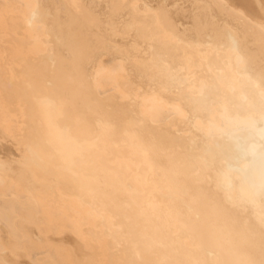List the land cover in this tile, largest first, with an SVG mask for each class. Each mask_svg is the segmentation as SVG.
Wrapping results in <instances>:
<instances>
[{
  "label": "bare ground",
  "instance_id": "bare-ground-1",
  "mask_svg": "<svg viewBox=\"0 0 264 264\" xmlns=\"http://www.w3.org/2000/svg\"><path fill=\"white\" fill-rule=\"evenodd\" d=\"M259 47L264 0H0V264H264Z\"/></svg>",
  "mask_w": 264,
  "mask_h": 264
},
{
  "label": "rangeland",
  "instance_id": "rangeland-1",
  "mask_svg": "<svg viewBox=\"0 0 264 264\" xmlns=\"http://www.w3.org/2000/svg\"><path fill=\"white\" fill-rule=\"evenodd\" d=\"M236 18H237V17L234 18V20H236V22H241V21L243 20V19H240V20L238 21L239 18H237V19H236ZM243 21H244V20H243ZM243 21H242V24H241V25H243L242 27H243V28L245 27V28H244V30H243V32H242V29H243V28L241 27V34L246 38V40H247V38L249 37V38H248V41H249V42H248V41H247V42H248V44H251L250 46L256 45V44H254V42H255L256 40H255L254 38H252V40H251V36H252L251 34H253V31H252V30H254V27H252V25H251L250 23H248V22H246V21L243 22ZM245 23H246V24H245ZM246 26H247V27H246ZM250 27H251V29H250L251 31L249 30ZM245 29H246V32H247V33H246V32L244 33ZM247 30H248V31H247ZM249 31H250V32H249ZM249 33H250V34H249ZM252 37H254V36H252ZM253 39H254V41H253ZM252 43H253V45H252ZM258 50H260V53H258V55L256 56L257 58H255V61H254L253 65L256 66V67H258V69H262V70H264V66H263L264 64H262V63H264L263 60L261 59V60H262V61H261L262 63H260V60H259V62L257 61V59H258L259 57L264 59V48H262V50H261V47H259ZM258 50L256 49V51H258ZM259 55H260V56H259ZM262 55H263V57H262ZM260 58H259V59H260ZM256 62H258V64H256ZM259 64H262V65H261L262 67H261ZM257 65H259V66H257ZM256 69H257V68H256Z\"/></svg>",
  "mask_w": 264,
  "mask_h": 264
}]
</instances>
